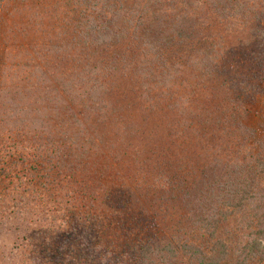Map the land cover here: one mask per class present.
<instances>
[{"label": "trees", "instance_id": "trees-1", "mask_svg": "<svg viewBox=\"0 0 264 264\" xmlns=\"http://www.w3.org/2000/svg\"><path fill=\"white\" fill-rule=\"evenodd\" d=\"M0 5V264H264V0Z\"/></svg>", "mask_w": 264, "mask_h": 264}, {"label": "rangeland", "instance_id": "rangeland-1", "mask_svg": "<svg viewBox=\"0 0 264 264\" xmlns=\"http://www.w3.org/2000/svg\"><path fill=\"white\" fill-rule=\"evenodd\" d=\"M5 11H6L5 7L0 5V46H2L1 42H2L3 33L5 32L6 28L8 29L7 24H9V23L11 24V22H12L11 17ZM12 27H13L12 28L13 33H11L12 36L16 35V40L19 39L18 42L22 43L23 39H24L23 34L20 32V30L18 28H15V25L14 26L12 25ZM10 46H11V44H10ZM261 110H262V98L259 97L257 102L250 106V116H249L248 122H247L249 125H251L252 127L255 128L256 139H259L263 133V130H262L261 125H260V123H261V118H260ZM254 141H255V139L253 140L252 144H254ZM171 211H169V212L171 213ZM176 212H177V214H173L175 217L170 219L169 220L170 222H168L169 225H171L173 223V226H175V227H177L181 224L179 221H180V219H182V214H183V212L180 209L177 210ZM17 224H18V222H17ZM0 241L2 244H6L8 247H11L13 244L19 243L18 242V236H17V233L15 230L10 232V234H7V235L2 234L0 237Z\"/></svg>", "mask_w": 264, "mask_h": 264}]
</instances>
